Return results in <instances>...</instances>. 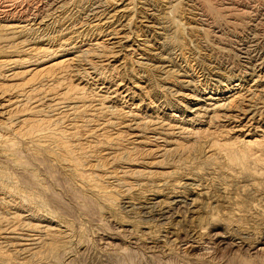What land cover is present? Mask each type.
<instances>
[{"label":"rangeland","instance_id":"rangeland-1","mask_svg":"<svg viewBox=\"0 0 264 264\" xmlns=\"http://www.w3.org/2000/svg\"><path fill=\"white\" fill-rule=\"evenodd\" d=\"M251 47L264 0H0V264H264Z\"/></svg>","mask_w":264,"mask_h":264},{"label":"bare ground","instance_id":"bare-ground-1","mask_svg":"<svg viewBox=\"0 0 264 264\" xmlns=\"http://www.w3.org/2000/svg\"><path fill=\"white\" fill-rule=\"evenodd\" d=\"M35 1V0H34ZM55 1V0H53ZM54 3V2H53ZM90 4V3H89ZM50 5V4H49ZM151 9V8H150ZM98 10H99V6L98 5H92L90 8H89V11L90 12H93L91 14H96L98 13ZM150 12V11H149ZM211 12V11H210ZM34 13V12H33ZM37 14V13H36ZM89 14V13H87ZM84 16V15H83ZM24 17V16H23ZM27 17V16H26ZM30 17V16H29ZM151 17H153V13L149 14V17L148 19H150ZM86 18V17H85ZM155 18V17H153ZM152 18V19H153ZM29 19H31L32 21H36L37 18H35V15H32L31 18H23V19H19L18 20V23H23V22H26V21H29ZM92 19V18H91ZM206 19V18H205ZM155 21V20H154ZM146 22H152L151 20H147L146 18ZM155 23V22H154ZM150 24V23H148ZM154 25V24H153ZM27 26V25H26ZM164 26V25H163ZM149 27V26H148ZM136 35V34H135ZM254 47V46H252ZM246 48L245 51H244V66L247 67V66H251L252 68H256L258 66H260L262 64V62L264 61V58L262 56V52L259 50V51H256L254 48ZM242 52V51H241ZM243 53V52H242ZM159 55V54H158ZM264 55V54H263ZM159 60V59H158ZM161 61V59H160ZM164 64V63H163ZM161 66V65H160ZM166 67V66H165ZM249 90V89H248ZM224 104V103H223ZM217 107V106H216ZM215 108V107H213ZM30 227V226H29ZM19 229V228H18ZM38 236V235H37ZM40 240V239H39ZM29 241V239L27 240ZM27 244V243H26ZM34 245V244H33ZM15 249V248H14ZM33 250V249H32Z\"/></svg>","mask_w":264,"mask_h":264}]
</instances>
